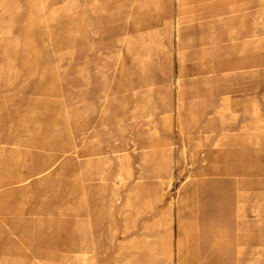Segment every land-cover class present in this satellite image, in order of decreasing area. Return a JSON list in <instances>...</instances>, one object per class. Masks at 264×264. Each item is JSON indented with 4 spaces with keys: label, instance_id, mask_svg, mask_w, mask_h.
<instances>
[{
    "label": "rangeland",
    "instance_id": "374dc122",
    "mask_svg": "<svg viewBox=\"0 0 264 264\" xmlns=\"http://www.w3.org/2000/svg\"><path fill=\"white\" fill-rule=\"evenodd\" d=\"M0 135L61 264H264V0H0Z\"/></svg>",
    "mask_w": 264,
    "mask_h": 264
},
{
    "label": "bare ground",
    "instance_id": "6f19581e",
    "mask_svg": "<svg viewBox=\"0 0 264 264\" xmlns=\"http://www.w3.org/2000/svg\"><path fill=\"white\" fill-rule=\"evenodd\" d=\"M178 3L182 4L184 3L185 0H176ZM176 19V18H175ZM174 24V23H173ZM178 25V24H177ZM177 32V31H176ZM178 33V32H177ZM180 52V51H179ZM182 58V57H181ZM181 78V77H180ZM178 82V80H175ZM180 82V81H179ZM176 83V82H175ZM180 85V84H179ZM253 110V109H252ZM226 116V115H225ZM179 120V119H178ZM262 121V120H261ZM155 127V126H154ZM3 132V131H2ZM3 134V133H2ZM1 136V135H0ZM3 136V135H2ZM225 137V136H224ZM218 139V138H217ZM222 139V137H221ZM1 141V140H0ZM5 141V140H4ZM24 140H22L23 143ZM2 142V141H1ZM4 144V143H3ZM20 144V143H19ZM219 144V143H218ZM25 145V144H24ZM15 147V146H14ZM25 147V146H24ZM3 148V147H2ZM152 148V147H151ZM5 150V149H4ZM9 151V150H8ZM7 156V154H6ZM102 156V155H101ZM10 157V156H9ZM4 158V157H3ZM1 155H0V233L2 235V237H6L8 239V241L11 240H18L21 242H26V243H30L33 239L36 241V246H33V253L35 256L36 261L38 262V264H56L57 261V252H58V247L57 245H59L57 243V229H55L56 226L50 227L51 230H53L54 232V237L53 240L56 241L54 250L50 251L47 249V245L48 242L43 241L42 236L39 234V228L40 226H37V224L32 225V227H29V225L25 226L24 223H26V221H22L17 225H14L12 223V219L10 216V213L12 211H22V204H19L18 206L16 205L15 207L10 208L8 206V200L12 197V193H10V184L14 183V182H26L28 181L29 177H24V178H19V179H15V181L11 182L10 181V177H8V175L5 177V175L3 176L2 171H3V163H2V159ZM97 160V159H96ZM94 164V163H93ZM44 165V164H43ZM56 166V165H55ZM49 166L43 167L39 170L38 173H46L48 171ZM100 170V169H99ZM80 172V171H79ZM107 172V171H106ZM33 173V172H32ZM97 173V172H96ZM123 177L125 178L126 176L123 175ZM101 178V177H100ZM104 178V177H103ZM102 178V179H103ZM99 182V181H98ZM113 182V181H112ZM18 184V183H17ZM69 188V187H68ZM72 188V187H71ZM131 189V188H130ZM135 193V192H134ZM183 197V196H182ZM24 201V200H23ZM86 201V200H85ZM182 203V201H181ZM184 203V202H183ZM84 204V203H83ZM126 206H133L134 204L132 203L131 198L128 196L125 200V204ZM70 207V206H69ZM92 214V213H91ZM97 216V215H96ZM95 218V217H94ZM97 218V217H96ZM14 220V219H13ZM54 220V219H53ZM93 220V218H92ZM99 221V219H96ZM92 223V222H91ZM39 225V224H38ZM35 230V237H33V231ZM50 230V231H51ZM53 233V232H52ZM185 234V233H184ZM91 235V234H90ZM186 235V234H185ZM92 236V235H91ZM184 236V235H183ZM191 236V235H190ZM154 237V236H153ZM187 237V236H186ZM189 237V236H188ZM76 238V237H75ZM185 238V237H184ZM91 239V238H90ZM187 239V238H186ZM190 239V238H188ZM5 240V239H4ZM159 240L162 242V247L160 249H157L155 246H152L148 249H146V252L148 254V256H155V255H161L163 258H165V256L169 255V244L166 242L167 240H169V237L167 236H161L159 237ZM80 241H86L85 239L83 240H79L77 243H75L76 248H74L72 250L73 254L75 256H77L78 254L80 255H85L84 253H86V249L82 250L78 244L80 243ZM186 241V240H185ZM184 241V242H185ZM188 241V240H187ZM33 242V241H32ZM45 244V245H44ZM53 245V244H52ZM53 247V246H52ZM51 249V248H50ZM177 250V249H176ZM7 251V255H5V257H10L12 259V261L15 258V256H13V251L8 249ZM178 251V250H177ZM25 253V252H24ZM30 255V254H29ZM177 255V254H176ZM73 256V255H72ZM92 256V254H91ZM165 262V261H164ZM127 264H140L138 262H135L134 260H132V257L129 258L128 263Z\"/></svg>",
    "mask_w": 264,
    "mask_h": 264
},
{
    "label": "crops",
    "instance_id": "0c3cea01",
    "mask_svg": "<svg viewBox=\"0 0 264 264\" xmlns=\"http://www.w3.org/2000/svg\"><path fill=\"white\" fill-rule=\"evenodd\" d=\"M15 215H17V218L15 217ZM10 216H11V219H12V223L14 225H17V224H19L22 221H24V222L26 221V223L22 222V223L25 224V226L29 225V227H32V225H34V223L31 221L29 216L23 210L22 211H12L10 213ZM0 235H1V233H0ZM33 237H35V230L33 231ZM32 241L30 243H26V242H21V241H18V240H11V241H9L10 248H7L6 250H8V249L12 250L13 251V253H12L13 256H15V258H17L19 260L20 259L21 260H26L27 262L32 260L33 263L38 264V262L35 259L34 253H33V246H36V241L34 239ZM78 246L82 250H85L88 247V244L85 241H80ZM54 247H55L54 243H53V245H50V243H48V245H47V249L50 250V251L54 250ZM57 247H58V252H57L56 264H61V259L62 258L60 256V252H61L60 251L61 250L60 249V244L57 245ZM6 250H5V252H4L5 254L3 256L7 255V251ZM78 255H80V254H78ZM170 255H171V250H170V246H169V255L165 256L164 261L167 262L168 259L170 258ZM129 258H131V257H129ZM129 258L124 256L122 258V260L120 261V264H127Z\"/></svg>",
    "mask_w": 264,
    "mask_h": 264
}]
</instances>
